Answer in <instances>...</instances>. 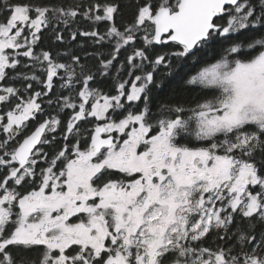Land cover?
<instances>
[{
  "label": "snow or ice",
  "instance_id": "6c2138e0",
  "mask_svg": "<svg viewBox=\"0 0 264 264\" xmlns=\"http://www.w3.org/2000/svg\"><path fill=\"white\" fill-rule=\"evenodd\" d=\"M0 134V264H264V0H0Z\"/></svg>",
  "mask_w": 264,
  "mask_h": 264
},
{
  "label": "trees",
  "instance_id": "16d2710c",
  "mask_svg": "<svg viewBox=\"0 0 264 264\" xmlns=\"http://www.w3.org/2000/svg\"><path fill=\"white\" fill-rule=\"evenodd\" d=\"M53 2H59V0H53ZM79 2V0H63V3L67 6L68 4H73ZM85 4L90 3L91 0H83ZM58 30L61 32V34L64 37V40L56 41L53 36H51L50 31L48 33H45V38L43 42L41 43V47L44 50H51L53 54L55 55L56 52H65V51H76L77 46L87 41L89 45H91V40L85 37H77L76 41H72L70 39L69 33L71 31H91L93 27L98 28V30L103 31L104 30V24L101 22L99 25H93L90 21L85 20L83 17H76L71 22V25L69 28H65L63 24L56 25ZM88 52H93L95 49L93 47L87 48ZM107 51V49H105ZM124 53H121V59L124 58ZM218 57H208L207 63H213L215 62V59ZM60 62H67V57H60ZM89 66L93 67V70L95 71V62L94 61H87ZM204 61H201V64H203ZM201 64L196 65H188L185 68L181 69L179 72V76L175 77H163V84L159 88H153L151 96H152V108L153 111L156 110V107L159 104L163 103H175L177 100L180 102H186L185 106L190 107L193 106V102L200 98L201 96V87L199 85H187L182 86V81L180 80V77L183 76L184 78H187V74H192L198 68L201 66ZM166 71V70H162ZM62 74V73H61ZM55 79V78H54ZM103 79V78H101ZM105 83H110V81H105ZM206 94H211V90L205 89L203 90ZM67 94V93H65ZM68 110H66L67 112ZM2 135V134H0ZM215 240V236L209 237V240L207 242L206 246H213V241Z\"/></svg>",
  "mask_w": 264,
  "mask_h": 264
}]
</instances>
